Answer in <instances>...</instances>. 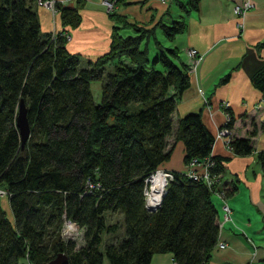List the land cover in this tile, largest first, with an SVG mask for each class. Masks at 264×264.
Returning <instances> with one entry per match:
<instances>
[{
	"label": "trees",
	"instance_id": "trees-1",
	"mask_svg": "<svg viewBox=\"0 0 264 264\" xmlns=\"http://www.w3.org/2000/svg\"><path fill=\"white\" fill-rule=\"evenodd\" d=\"M200 1L169 0L165 14L171 16L173 4L178 18L151 27L109 11V48L82 67L79 55L67 50L66 35L41 32L36 0H0V189L11 213L10 219L0 199V264H40L59 251L68 256L65 264H102L104 255L109 264H150L158 252L170 253L175 264L210 263L220 235L216 194L233 195L238 180L223 179L229 157L211 155L215 137L202 110L183 115L174 141H167L189 75L181 51L164 41L185 30V16ZM82 4L56 3L62 26L80 24ZM257 46L264 47V39ZM92 81H101L98 103ZM252 83L264 93V65ZM20 99L30 125L23 148L15 125ZM229 118L232 128L230 111ZM257 133L254 126L248 137L233 138L235 155L254 153ZM176 140L183 142L186 166L214 161V182L172 171L159 206L149 211L144 179L170 159ZM256 156L264 170V151ZM115 213L124 234L101 251L102 233L119 226L107 220ZM64 219L84 228L79 247L61 237Z\"/></svg>",
	"mask_w": 264,
	"mask_h": 264
},
{
	"label": "crops",
	"instance_id": "crops-1",
	"mask_svg": "<svg viewBox=\"0 0 264 264\" xmlns=\"http://www.w3.org/2000/svg\"><path fill=\"white\" fill-rule=\"evenodd\" d=\"M125 1L128 4L116 2L113 10L130 23L151 27L169 17L165 14L169 0ZM244 1H250L253 7L237 17L234 7ZM69 5L74 7L76 0H69ZM34 8L41 32H62L70 53L93 61L108 50L113 21L102 0H83L81 21L75 28L62 26L58 14L53 15L47 7L34 4ZM184 20L186 28L174 37L171 46L182 51L185 64L186 48L197 49L202 59L196 72L188 74L189 86L176 100L167 141H174L183 115L202 110L203 122L215 137L211 155L229 157L223 161V179L238 180L237 191L226 197L232 219L223 223L219 235L227 244L214 247L209 264H264V170L256 156L264 151V93L252 83L253 74L264 65V47L257 46L264 39V0H201L198 10ZM229 111L234 115L232 138L248 137L254 126L258 128L252 138L254 153L235 155L225 140L217 137L228 122ZM183 155V142L176 140L170 159L159 167L185 172ZM224 200L216 196L220 220ZM2 207L9 208L8 201Z\"/></svg>",
	"mask_w": 264,
	"mask_h": 264
},
{
	"label": "built area",
	"instance_id": "built-area-1",
	"mask_svg": "<svg viewBox=\"0 0 264 264\" xmlns=\"http://www.w3.org/2000/svg\"><path fill=\"white\" fill-rule=\"evenodd\" d=\"M60 3L63 5H69V0H36L37 6H43L47 7L53 15L56 14V3ZM103 8L106 11L113 10V1L112 0H102ZM253 7V4L250 1H244L242 3H238L234 7L235 14L242 16L244 15L248 10H250ZM53 35L55 34V31L51 32ZM187 54V71L188 74H193L196 72L197 66L201 62L202 56L199 54L198 50L195 48H188L186 50ZM230 119V118H229ZM228 119V121H229ZM228 123V122H227ZM217 137L222 138L225 140L227 145L230 147V143L232 141V130L230 127H228L227 124L225 126L221 127L219 131L217 132ZM214 164V161L209 157L206 158L203 161H198L197 159H194L189 163V165L186 166L185 174L188 177H191L195 180H201L203 179L206 181V183L211 186L214 182V178L210 175V167ZM160 173L164 177V184L162 186V193L158 197L152 196V178L155 174ZM173 177L172 172L170 170L163 169L161 167H157L153 172H151L145 179H144V187H143V197H144V206L147 210L153 211L155 210L159 204L162 197V194L164 193L166 189V184L169 180H171ZM216 195H219L223 197L224 204H223V218L220 220V230L222 228V225L225 221L231 220V208L226 202V196L222 193H217ZM6 193L4 190L0 189V197H5ZM64 219V224L61 226V236L63 239H71L75 242V246L79 247L83 242V233L84 228L77 224L73 220H66ZM227 244V242L223 241L221 238L218 241V245L223 247ZM248 264H251L249 262Z\"/></svg>",
	"mask_w": 264,
	"mask_h": 264
},
{
	"label": "rangeland",
	"instance_id": "rangeland-1",
	"mask_svg": "<svg viewBox=\"0 0 264 264\" xmlns=\"http://www.w3.org/2000/svg\"><path fill=\"white\" fill-rule=\"evenodd\" d=\"M170 8L172 9V14L170 17H167V21L166 22H170V19H176L178 18L179 15V11L175 8V6L173 4L170 5ZM106 11V10H105ZM108 12V11H106ZM237 17H240L239 15L236 14ZM122 34H130L132 33L131 29H122L121 30ZM166 45H172L173 42H167L164 41ZM188 48L184 49V52L186 54V50ZM182 52V51H181ZM187 56V54H186ZM87 61L85 58L80 57V66L85 67L87 66ZM111 69V64L108 63L105 65V73H107L109 70ZM100 87H101V81H92L90 83V91L93 97V100L95 103H98L100 100ZM1 199V204L3 206H7V201L5 197H0ZM6 213L8 215V217L11 219V213H10V209L7 207V209L5 208ZM121 215L119 213H115V214H110L107 217V220L112 222V221H117L119 223L118 228L110 233H106L105 231L102 233V239L99 243V249L101 251H103L104 248V244L107 241H113L118 239L119 237H121L124 234V226L122 224L121 226ZM66 221V220H65ZM64 222V220H63ZM62 222V224H64ZM60 235H61V231H60ZM62 237V236H61ZM102 264H109V261L107 259V257L104 255L103 256V260H102ZM150 264H175L174 261L172 260L171 254L168 252H158V253H154V255L152 256L151 260H150Z\"/></svg>",
	"mask_w": 264,
	"mask_h": 264
},
{
	"label": "water",
	"instance_id": "water-1",
	"mask_svg": "<svg viewBox=\"0 0 264 264\" xmlns=\"http://www.w3.org/2000/svg\"><path fill=\"white\" fill-rule=\"evenodd\" d=\"M15 125L19 134L21 148H23L30 133V125L26 116V105L23 99H20L18 103ZM67 259V254L64 251H59L51 258L42 261L40 264H65Z\"/></svg>",
	"mask_w": 264,
	"mask_h": 264
},
{
	"label": "bare ground",
	"instance_id": "bare-ground-1",
	"mask_svg": "<svg viewBox=\"0 0 264 264\" xmlns=\"http://www.w3.org/2000/svg\"><path fill=\"white\" fill-rule=\"evenodd\" d=\"M164 184V177L160 173H157L153 176L152 178V185H153V190H152V196L153 197H158L162 193V186Z\"/></svg>",
	"mask_w": 264,
	"mask_h": 264
}]
</instances>
